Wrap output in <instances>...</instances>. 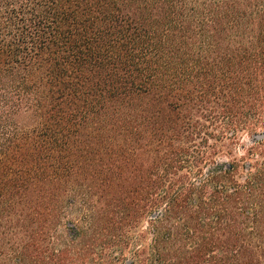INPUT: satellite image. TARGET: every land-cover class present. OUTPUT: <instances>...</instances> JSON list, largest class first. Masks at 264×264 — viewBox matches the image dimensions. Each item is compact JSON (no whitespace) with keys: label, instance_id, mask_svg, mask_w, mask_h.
Segmentation results:
<instances>
[{"label":"trees","instance_id":"trees-1","mask_svg":"<svg viewBox=\"0 0 264 264\" xmlns=\"http://www.w3.org/2000/svg\"><path fill=\"white\" fill-rule=\"evenodd\" d=\"M259 132L264 0H0V264H264Z\"/></svg>","mask_w":264,"mask_h":264},{"label":"rangeland","instance_id":"rangeland-1","mask_svg":"<svg viewBox=\"0 0 264 264\" xmlns=\"http://www.w3.org/2000/svg\"><path fill=\"white\" fill-rule=\"evenodd\" d=\"M262 133V132H259ZM255 137H252L250 134L248 133H244L242 134V136L240 137V141L241 144L245 145V146H250L252 144V139H254ZM264 139V138H263ZM261 139V140H263ZM68 213L67 217H66V223L70 220H73L74 218V209L72 207H69L68 209ZM142 225L146 228L148 226L147 222H142Z\"/></svg>","mask_w":264,"mask_h":264},{"label":"water","instance_id":"water-1","mask_svg":"<svg viewBox=\"0 0 264 264\" xmlns=\"http://www.w3.org/2000/svg\"><path fill=\"white\" fill-rule=\"evenodd\" d=\"M254 137H255L256 140H261V139L264 138V132H262V133H257V134H255Z\"/></svg>","mask_w":264,"mask_h":264}]
</instances>
